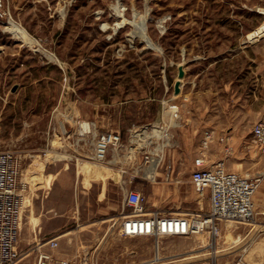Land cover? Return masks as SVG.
Instances as JSON below:
<instances>
[{"label": "rangeland", "instance_id": "rangeland-1", "mask_svg": "<svg viewBox=\"0 0 264 264\" xmlns=\"http://www.w3.org/2000/svg\"><path fill=\"white\" fill-rule=\"evenodd\" d=\"M262 22L264 0H0V151L20 156L29 184L15 264H34L50 237L78 264H220L219 239L206 233L163 236L158 251L149 236L122 235L123 193L140 191L149 211H206L207 189L189 175L208 130V163L264 172L251 133L262 116L252 101L264 106V35L239 47ZM162 117L171 142L157 162L156 137L136 133ZM82 121L94 130L79 134ZM105 130L121 143L98 161Z\"/></svg>", "mask_w": 264, "mask_h": 264}, {"label": "built area", "instance_id": "built-area-1", "mask_svg": "<svg viewBox=\"0 0 264 264\" xmlns=\"http://www.w3.org/2000/svg\"><path fill=\"white\" fill-rule=\"evenodd\" d=\"M169 108L172 112L177 110V107L172 104ZM78 126L81 135L90 133L95 128L93 122H89L86 128L81 126V123ZM151 126H156L157 131L150 129ZM169 126L162 117L155 124L143 127L150 131L148 137H156L154 151L159 158L157 162L162 156L163 148L170 145ZM251 133L258 149L264 153V113L258 121L253 123ZM136 135H140L138 131ZM212 138V132L205 131L202 139L203 150L194 159V167L189 175V180L196 192L207 189L208 210L201 213H165L158 209L149 211L144 205V197L140 191L126 189L123 193V206L129 207V210L124 212L122 208L119 229L122 235L149 236L158 248L159 238L167 235L190 236L206 233L208 236L217 238L221 221L245 220L252 215V195L259 187L264 172L242 174L231 171L225 167L221 159L208 163L205 148L209 146ZM224 139L225 137H220L221 141ZM120 143L121 136L117 131L98 132L93 143L94 158L98 161L104 160L108 149L115 148ZM228 148L224 147L226 151ZM145 158H148L147 153ZM28 191L29 184L23 177L20 156L10 150L0 151V264H15L19 256L17 241L21 213L26 206ZM47 244L49 249L37 247L34 264H78L73 258L53 252V249L58 246L56 238L50 237ZM235 264H242V262L237 260Z\"/></svg>", "mask_w": 264, "mask_h": 264}, {"label": "crops", "instance_id": "crops-1", "mask_svg": "<svg viewBox=\"0 0 264 264\" xmlns=\"http://www.w3.org/2000/svg\"><path fill=\"white\" fill-rule=\"evenodd\" d=\"M252 42H245V39H243L242 45L239 47H256L254 44H251ZM252 103L257 114L262 115L264 113L262 111L264 110V106H261L259 103L255 104L254 100ZM165 177L170 178L171 173L165 174ZM252 203L253 213L248 219L221 221L219 223L220 233L217 239H219L218 245L221 252L220 264H235L237 260L241 261L242 264H264V176H262L259 187L252 195ZM191 212H196L194 207L192 211L189 209L187 212L177 213ZM118 225L120 227V222ZM40 237L34 235V240L38 241ZM103 237L104 235L99 236V240Z\"/></svg>", "mask_w": 264, "mask_h": 264}, {"label": "bare ground", "instance_id": "bare-ground-1", "mask_svg": "<svg viewBox=\"0 0 264 264\" xmlns=\"http://www.w3.org/2000/svg\"><path fill=\"white\" fill-rule=\"evenodd\" d=\"M9 29L11 31H14V32H17V33H24V28L19 25L18 23L14 22V21H11V24L9 25ZM264 35V22H262L261 24H259L258 26H256L255 28H253L252 30H250L249 32H247L245 34V42L246 41H254L256 40L259 36H262ZM146 42L148 45L150 46H154V43L151 42L150 40H148L146 38ZM175 111V109L173 110ZM87 125H89L88 122L86 121H82L81 122V126H83L84 128L87 127ZM152 128L153 131H157L155 128L156 126H151L150 129ZM150 131L147 130V129H143V131L139 132V134L141 135V137H146V135H148ZM155 163H156V160L154 159L151 163V165L148 167L147 169V175L148 176H153V173H154V166H155ZM157 251L160 249V245H158V248H156ZM198 255V253H190L188 255H186L185 257H192V256H196ZM158 257V255L156 256Z\"/></svg>", "mask_w": 264, "mask_h": 264}, {"label": "water", "instance_id": "water-1", "mask_svg": "<svg viewBox=\"0 0 264 264\" xmlns=\"http://www.w3.org/2000/svg\"><path fill=\"white\" fill-rule=\"evenodd\" d=\"M182 73L180 72L179 73V76L181 75ZM173 91L174 93H178L180 91V79L177 78L175 81H174V84H173Z\"/></svg>", "mask_w": 264, "mask_h": 264}]
</instances>
